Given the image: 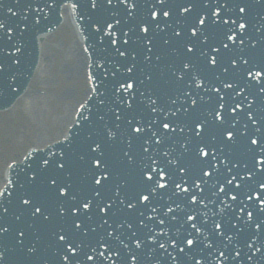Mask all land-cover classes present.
<instances>
[{
    "label": "rangeland",
    "instance_id": "1",
    "mask_svg": "<svg viewBox=\"0 0 264 264\" xmlns=\"http://www.w3.org/2000/svg\"><path fill=\"white\" fill-rule=\"evenodd\" d=\"M73 42L74 35L67 24H61L51 37L42 40L40 56L44 62L34 73L25 95L30 96L27 108L21 100L11 113L0 114V150L10 144V150L20 156V140L23 144L28 139L27 144L38 147L56 139L66 127L69 111L85 96L83 66L72 52ZM22 125H27L26 130L30 128L26 136L22 135ZM9 160L0 162V177Z\"/></svg>",
    "mask_w": 264,
    "mask_h": 264
},
{
    "label": "snow or ice",
    "instance_id": "2",
    "mask_svg": "<svg viewBox=\"0 0 264 264\" xmlns=\"http://www.w3.org/2000/svg\"><path fill=\"white\" fill-rule=\"evenodd\" d=\"M109 3H111V0H109ZM93 7H95V4H93ZM239 12H240V13H244V12H245V7H239ZM151 15H152L153 17H155L156 13L153 12V13H151ZM163 15L167 16L168 13H167V12H164ZM201 23H203L202 20H201ZM109 27H111V25H109ZM239 27H240L241 29H244V28H245V24H244V23H240V24H239ZM145 31H147V29H145ZM175 35L178 36V35H179V32L175 33ZM185 48H186V51H187L188 53H191L192 50H193L191 47H188L187 45L185 46ZM149 50H150V49H149ZM120 55H124V53L121 52ZM215 63H216L215 58H213V59H212V64L214 65ZM232 63H235V60H233ZM185 67H188V65L186 64ZM131 70H132L131 68L128 69V71H131ZM249 75H251V72H249ZM256 75H259V73H256ZM127 87H128V88H131L132 85H131V84H128ZM225 87H229V88H230V87H232V85H231L230 83H225ZM153 103H154V101H153ZM195 103H196L195 100H192V104L195 105ZM237 107H239V105H237ZM154 110H155V109H154ZM216 115H217V118H219V115H220V114L217 113ZM163 127H164L165 129H167V128L169 127V124H168V123H164V124H163ZM199 127H200V122H199V121H194V123H193V130L195 131V129H196V128H199ZM133 131H135V132H140V131H142V129L139 128V127H137V128H135V129H133ZM222 135H223V134H222ZM227 136H228V139L231 140V139L233 138V133H232L231 131H227ZM249 141H250V144H251V145H256V144H257V140H256V139H253V138H251V137H249ZM144 151H147V148H145ZM125 155H127V154H125ZM198 155H207V153L204 152L203 149H200V150L198 151ZM152 163H155V161H152ZM152 170L155 171V169H152ZM181 170H182V169H181ZM201 172H202V174L205 175V176H207V175L209 174L208 172H205L203 169H201ZM160 175H161V177L163 176V172H162V171H161ZM141 176H142V179H143L144 173H142ZM94 179H95V178H94ZM105 179H107V176L105 177ZM151 180H152L151 175H148V176H147V180H145L144 183L147 184V183L150 182ZM95 183L100 184L101 181L98 180V179H96V180H95ZM229 183H230V181H229ZM164 186H165V185H163V184H157V185H154L153 188H152V191H155L157 187H158V188H163ZM176 186H177V188L180 187V185H176ZM262 186H264V185H262ZM60 194L63 195V192L60 191ZM150 195H151L150 192H149V194H147V195L144 194L143 191L138 192L137 195H136V201H137V202H140V201H148V200L150 199ZM193 200H195V197H193ZM24 203L27 204V203H29V202H28L27 200H25ZM126 206H127L128 208H133V207H134V204H133L132 201H128ZM73 207H77V206H73ZM82 207H83L84 209L89 208V202H82ZM111 207H112L111 202L105 203L103 206H98V208H99L100 211H103L105 208L111 210ZM153 211H155V209H153ZM39 212H40V209H39L38 207H36V208L34 209V214H35V213H39ZM249 215H251V214H249ZM188 219H192V217L189 216ZM162 222H163V221H162ZM73 227L78 229V228L80 227V225H79L78 223H76V221H73ZM216 227L219 228L220 225L217 224ZM3 231H7V229H3ZM21 234H22V233H21ZM57 236H58V239L61 240V241H63V240L65 239L64 235H62V234L57 233ZM186 242H187V244H188L189 246H192V245H193V240H192V239H187ZM137 247H139V243H137ZM159 247L163 248L164 245H163V244H160ZM71 248H72V252H75V251H76L75 246H71ZM180 251L183 252L184 249H183V248H180ZM221 255H223V253H221ZM67 258H68V256H67V254H66L65 257H64V259H67ZM131 258H132L133 260H135V259H136V256L133 255ZM87 259L91 260V259H92V256L88 255V256H87ZM193 260H195V257H193ZM195 264H199V261H196Z\"/></svg>",
    "mask_w": 264,
    "mask_h": 264
},
{
    "label": "water",
    "instance_id": "3",
    "mask_svg": "<svg viewBox=\"0 0 264 264\" xmlns=\"http://www.w3.org/2000/svg\"><path fill=\"white\" fill-rule=\"evenodd\" d=\"M65 14V13H64ZM74 35V40H75V34H73ZM49 37H51V35L50 36H48V37H46V39H48ZM77 44H78V42H77ZM79 45V44H78ZM76 47H77V45H76ZM231 161V160H230ZM230 163V162H229Z\"/></svg>",
    "mask_w": 264,
    "mask_h": 264
},
{
    "label": "bare ground",
    "instance_id": "4",
    "mask_svg": "<svg viewBox=\"0 0 264 264\" xmlns=\"http://www.w3.org/2000/svg\"><path fill=\"white\" fill-rule=\"evenodd\" d=\"M63 15H64V13H63ZM75 49H76V45H75ZM33 99V98H32Z\"/></svg>",
    "mask_w": 264,
    "mask_h": 264
}]
</instances>
